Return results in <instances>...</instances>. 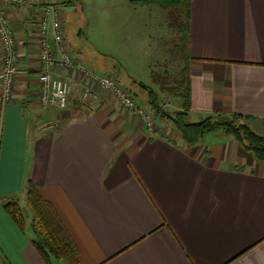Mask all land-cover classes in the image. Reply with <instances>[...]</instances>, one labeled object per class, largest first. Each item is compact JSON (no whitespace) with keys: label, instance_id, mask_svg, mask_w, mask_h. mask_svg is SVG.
<instances>
[{"label":"crops","instance_id":"obj_1","mask_svg":"<svg viewBox=\"0 0 264 264\" xmlns=\"http://www.w3.org/2000/svg\"><path fill=\"white\" fill-rule=\"evenodd\" d=\"M123 1L142 14L155 6L143 1L158 0ZM7 14L20 72L7 103L0 81V153L7 141L9 155L0 184V264H45L32 243V219L20 228L4 208L7 200L27 204L28 179L55 207L80 264H264L263 162L225 133L187 146L171 125L149 130L109 94L85 104L78 72L60 70L72 80L70 110L41 106L40 6ZM77 14L64 16L70 52ZM128 27L131 38L144 32ZM189 56L190 115L238 114L264 136V0H192ZM124 71L99 74L137 94L141 81Z\"/></svg>","mask_w":264,"mask_h":264},{"label":"rangeland","instance_id":"obj_2","mask_svg":"<svg viewBox=\"0 0 264 264\" xmlns=\"http://www.w3.org/2000/svg\"><path fill=\"white\" fill-rule=\"evenodd\" d=\"M74 2L76 4L63 8L66 17L69 13H79L73 20L71 32L67 37L72 54L85 60L86 68L98 73L101 71L106 74H115L120 69L125 70V74L131 80L136 78L141 83L153 86L159 92L167 112L178 111V99L180 101L182 99L171 93L169 89L164 91L163 88L173 87L180 82L185 65L182 54L177 52L180 34L175 28L177 25L175 14L165 8L160 9L157 5L148 11L145 10L142 14L141 10L133 13L129 7L124 6L123 0H76ZM125 19L127 21H123ZM68 20H70L69 16ZM132 23L144 32L131 38L128 26ZM170 25L171 28H169ZM149 36H151L150 39ZM154 74L158 85H154V80L151 79ZM122 87L125 89L124 86ZM138 89L139 94H135L137 97L134 100L151 116L152 123H155L153 126L155 127L157 123L170 126L168 119L160 120L153 115L149 106L148 89L140 85ZM134 90L128 88L126 92L133 98ZM81 101L88 104L91 100L88 98ZM72 102L69 110L73 106ZM135 119L141 121L136 117ZM200 120L201 118L193 114L189 117L190 122ZM46 126L51 127V125ZM221 133L224 131L210 134L206 138L215 137ZM21 203L25 208L27 221L30 222L32 213L25 202Z\"/></svg>","mask_w":264,"mask_h":264},{"label":"trees","instance_id":"obj_3","mask_svg":"<svg viewBox=\"0 0 264 264\" xmlns=\"http://www.w3.org/2000/svg\"><path fill=\"white\" fill-rule=\"evenodd\" d=\"M143 4L157 5L172 11L175 14L180 37L177 52L182 54L184 68L180 82L164 91L178 95L182 99L181 109L174 113L167 112L160 98L159 92L153 87L140 83L148 89L149 106L157 119H168L172 127L181 134L187 146H196L206 136L219 131L236 140L246 151L250 152L259 162L264 163V136L256 133L249 125V119L238 115H212L198 122H190L191 113V80L189 36L191 27L192 0H158L143 1ZM153 75V84L158 85ZM156 81V82H155ZM126 89V88H125ZM127 90V89H126ZM136 100V95L132 93ZM27 205L32 213L31 228L33 231L32 243L45 264H80L79 249L64 226L58 212L51 202L40 193L39 187L31 179L24 185ZM6 212L20 227H25L27 217L25 208L18 200H7L4 204Z\"/></svg>","mask_w":264,"mask_h":264},{"label":"built area","instance_id":"obj_4","mask_svg":"<svg viewBox=\"0 0 264 264\" xmlns=\"http://www.w3.org/2000/svg\"><path fill=\"white\" fill-rule=\"evenodd\" d=\"M66 2L69 0H65ZM40 6L42 17L39 21V60L38 71L39 101L45 108L69 110L72 102L73 87L70 76H62L60 70L69 73L78 72L85 79L81 99L96 100L102 94H109L116 99L119 106L141 120L149 130L154 129L151 116L140 107L134 98L130 97L121 84L113 76L100 75L88 69L75 59L64 41V2L55 0H0V81L2 85V100L11 101L16 78L20 72V55L17 51V41L9 24L7 9H22ZM52 44L58 52L53 51ZM52 127V126H51Z\"/></svg>","mask_w":264,"mask_h":264},{"label":"snow or ice","instance_id":"obj_5","mask_svg":"<svg viewBox=\"0 0 264 264\" xmlns=\"http://www.w3.org/2000/svg\"><path fill=\"white\" fill-rule=\"evenodd\" d=\"M9 164V155H8V146H7V141L5 145V149L3 153H0V184L3 183L4 180V172L6 166Z\"/></svg>","mask_w":264,"mask_h":264}]
</instances>
